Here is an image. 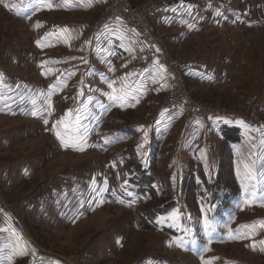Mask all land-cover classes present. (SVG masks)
I'll list each match as a JSON object with an SVG mask.
<instances>
[{
	"label": "rangeland",
	"instance_id": "1",
	"mask_svg": "<svg viewBox=\"0 0 264 264\" xmlns=\"http://www.w3.org/2000/svg\"><path fill=\"white\" fill-rule=\"evenodd\" d=\"M120 1L146 14L167 58L123 19L95 27L106 0L0 2V264H32L13 254L18 240L37 250L34 264H264V0ZM109 60L119 81L151 64L157 86L132 98L135 83L118 81L135 105L114 107ZM169 61L175 75L174 61L182 68L184 112L163 109L185 92ZM162 112L174 121L159 131ZM66 113L70 124L80 118L83 144L57 139ZM197 120L220 133L192 135Z\"/></svg>",
	"mask_w": 264,
	"mask_h": 264
},
{
	"label": "built area",
	"instance_id": "2",
	"mask_svg": "<svg viewBox=\"0 0 264 264\" xmlns=\"http://www.w3.org/2000/svg\"><path fill=\"white\" fill-rule=\"evenodd\" d=\"M120 0H106L105 2V8L99 18L98 21H96L95 27H99L104 19L108 20H116L118 17L120 19H123L129 23L136 31L140 33H144L149 35V39L147 40V43L151 46H158L162 49L160 55L166 57V50L164 47L158 42V37L154 36L153 33V26L149 23V20L146 17V14L142 12H137L136 15H134V12L132 11L131 4L128 2H123L122 5L120 3ZM121 4V6H120ZM126 5V6H125ZM103 19V20H102ZM152 35V36H151ZM167 58V57H166ZM170 62V61H169ZM171 70L174 72V69L172 67V63L170 62ZM173 66L177 68V74L175 75L174 84L175 88L174 90L184 88L182 84V79L180 77L181 72V65L179 66L178 61H174ZM168 68V67H167ZM186 90L184 92V96H180L176 91H174L172 94L168 96V99L165 100V103L163 105V109L166 111L170 110H182L183 112L187 108V105L190 104V102L186 98ZM191 108V107H190ZM224 112L220 111L219 109H214L209 112V114H212L213 116H220L223 115ZM207 115V117L209 116ZM10 223V222H9ZM12 223V222H11ZM11 223L9 225H11ZM16 225L12 223V227L16 232L19 233V229L21 227L19 226V222L16 221Z\"/></svg>",
	"mask_w": 264,
	"mask_h": 264
},
{
	"label": "crops",
	"instance_id": "3",
	"mask_svg": "<svg viewBox=\"0 0 264 264\" xmlns=\"http://www.w3.org/2000/svg\"><path fill=\"white\" fill-rule=\"evenodd\" d=\"M175 9V8H174ZM175 12V11H174ZM161 13L160 16L162 17V19H165L167 20V18H169L171 16V12L169 10V6H163V9L159 12ZM158 14V13H157ZM156 14V16H157ZM159 16V15H158ZM169 16V17H168ZM159 18V17H158ZM122 31H121V30ZM115 30L119 31L120 35H122V33H124V29L121 27V28H115ZM131 36V35H130ZM129 36V38H130ZM127 37V36H126ZM129 45L130 47L132 48V50L134 51L135 50V47L137 46V43L135 42H131V40L129 39ZM111 60H109V64L108 66L110 67L108 69V74H107V88L108 90L110 91H113V94H117V95H122L125 93V90L127 89L126 88V84L127 83H135L133 89H136L138 90V92L136 94H134L132 98H144V96L146 97V93H151V89L148 91L146 90V85L150 82H154L157 86V80H156V74L153 72L155 68L154 66H152L151 64H147V65H144L142 66L141 68H137L138 70H136V72H139L141 71L139 74H136V75H133V76H129L127 74L131 73V71H135V70H129L128 72H126L127 74H125V72H123V79H118V68H119V64L114 67L113 65H111ZM114 63V62H112ZM111 72H112V75H111ZM122 82L125 84L124 87H120L118 86V84H116V82ZM147 82V84H146ZM140 84V85H139ZM143 84V85H141ZM146 84V85H144ZM111 85V87L109 86ZM133 100L131 99V97H129V99L123 101L124 105H127L129 107H132V105H135L134 102H132ZM115 102L116 105H115ZM113 104L114 107H119L120 103H122V101L120 100H116ZM140 106V105H139ZM160 113V112H159ZM168 114V112L165 113V116L163 117L162 115L160 117H158V122H157V126H159L158 130L159 131H163L164 129H168L172 124L171 122L174 121V118L172 116V114H170L169 116H166ZM215 120H212L210 122H202V121H194V125L196 126L194 128V130L192 131V135H196V133L198 131H206L207 133H210L211 130H214V135L217 136L219 133H220V127H213L215 124H214ZM221 123H230L229 120H223ZM207 124H209L210 126H206ZM212 125V126H211ZM210 129V130H209Z\"/></svg>",
	"mask_w": 264,
	"mask_h": 264
},
{
	"label": "snow or ice",
	"instance_id": "4",
	"mask_svg": "<svg viewBox=\"0 0 264 264\" xmlns=\"http://www.w3.org/2000/svg\"><path fill=\"white\" fill-rule=\"evenodd\" d=\"M0 2H3V0H0ZM64 2H65V3H68V0H64ZM39 3H40V0H37V4H39ZM5 6L7 7L8 5L6 4ZM47 6H48L49 8H52V7H53V5H52L50 2L48 3ZM37 10H39V8H37ZM173 11H176V10L173 9ZM185 12H187L188 14H191V12H192V8H191V7L185 8ZM217 15H221V13L218 12ZM117 19L119 20L120 18L118 17ZM37 27H39V25H37ZM190 27H191V26H190ZM113 34H115V33H113ZM121 39H123V35H121ZM36 43H37L38 45L41 44V42H40L39 40L36 41ZM86 43H89V42L86 41ZM128 50L131 51V49H128ZM157 51H159V49H157ZM156 64L158 65V67H159L161 70H164V66L161 65V64L159 63L158 60L156 61ZM127 75H133V74H132V73H129V74H127ZM109 86L111 87V85H109ZM49 88H50V90H52V89H54V86L50 85ZM49 94H51V92H50ZM127 98H128V94H127V93H124V94H122V95H117V96L109 95V99H110V100H113V101L120 100V101H122V103H121V107L124 106L123 101L127 100ZM137 102H138V101H137ZM132 106H134V105H132ZM71 111H72V110H70V109L68 110V112H71ZM163 114H164V113L162 112L161 115H163ZM32 115H33V116H36V115H37V112H36V111H33V112H32ZM66 117H67V113H66V116H65V117H62L60 121H57V124H62V125H63V129H64L63 134H62V132H61L60 130H57V128H56L55 125H53V130H54L55 133H56L57 139L60 140L61 144H62L65 148H67V147H69V146H77L78 144H83V143H84L83 137H79V138H77V137H78V134H79V132H80V130H81L82 127H83L82 125L79 124V119H80V118H79V117L76 118V121H77L76 124H70L69 122L66 121ZM208 119L211 120L212 117H208ZM238 122L241 123V124H244V121H238ZM44 123H45V125H47V124H48V120L45 119V120H44ZM246 127H247V126H246ZM145 135H147V133H145ZM69 141H73V144L70 145ZM77 150H79V151H83L84 148H83V147H78ZM203 155H204V150H201V156H202V158H203ZM253 163H255V162L253 161ZM244 167H245V170H246V176H247L249 179L254 178V177H252L251 169L249 168V166H248L247 164H245ZM205 168H206V170H207V165H205ZM173 179H175V177H173ZM103 183H104V187L101 188L100 191H102V192H107V191L109 190L108 187H107V183H108V182H107V179H105ZM125 184H127V181H125ZM123 187H124V186L122 185V188H123ZM125 191H126V189H125ZM112 194L115 195V189H112ZM128 195H131V193H128ZM251 195H252L253 197H255V196H256V192L253 191V192L251 193ZM262 198H264V196H262ZM120 202L122 203L123 201H120ZM164 221H165V217H157V222H164ZM260 223H261L262 226H264V221H262V222H260ZM210 227H211V223H210V221H208V219L205 217V228H206V230H207L208 228H210ZM179 243L182 245V242H179ZM260 244H261V245H264V241H260ZM253 247H255V242H253ZM260 250H261V251H264V247H261ZM13 254H14V255H15V254H19V255H27V251H26L24 248H21V249L19 250V253L14 252ZM8 259H9V261H10V260H11V257H9ZM205 264H211V262H210V261H206Z\"/></svg>",
	"mask_w": 264,
	"mask_h": 264
},
{
	"label": "bare ground",
	"instance_id": "5",
	"mask_svg": "<svg viewBox=\"0 0 264 264\" xmlns=\"http://www.w3.org/2000/svg\"><path fill=\"white\" fill-rule=\"evenodd\" d=\"M3 217L2 218H4L5 220H8V218H7V216L5 215V213H3ZM9 221V220H8ZM10 222V221H9ZM6 223V222H5ZM11 223V222H10ZM10 226H12V223H11V225ZM16 231L14 230V233H15ZM16 234V233H15ZM18 234V233H17ZM17 244H18V249L20 250L21 248H24L26 251H27V254H29V258H30V260H31V262H32V264H34V263H36L37 261H39L40 260V255H39V253L37 252V250H35V249H33V248H30V249H28V247L24 244V242L22 241V240H18L17 241Z\"/></svg>",
	"mask_w": 264,
	"mask_h": 264
},
{
	"label": "trees",
	"instance_id": "6",
	"mask_svg": "<svg viewBox=\"0 0 264 264\" xmlns=\"http://www.w3.org/2000/svg\"><path fill=\"white\" fill-rule=\"evenodd\" d=\"M228 131H231V132H229L228 133ZM228 131H226V134H227V138H228V140L230 139H233L234 137H232L233 136V134L235 135V132H234V129H229ZM234 132V133H233ZM134 186H136L137 188L134 190V192L136 193V194H138L141 198H144V195H143V190H147L148 188H146V187H144V182H139V181H137V182H134ZM133 190V189H132ZM155 215V214H154ZM153 215V216H154Z\"/></svg>",
	"mask_w": 264,
	"mask_h": 264
},
{
	"label": "water",
	"instance_id": "7",
	"mask_svg": "<svg viewBox=\"0 0 264 264\" xmlns=\"http://www.w3.org/2000/svg\"><path fill=\"white\" fill-rule=\"evenodd\" d=\"M2 220H3L4 222H6L7 225L10 224L8 220H5L4 218H2ZM9 228H10L11 230H14V228H13L12 226H10V225H9Z\"/></svg>",
	"mask_w": 264,
	"mask_h": 264
}]
</instances>
